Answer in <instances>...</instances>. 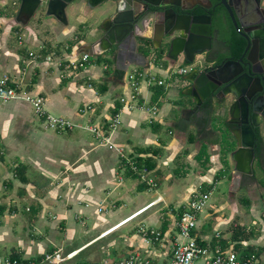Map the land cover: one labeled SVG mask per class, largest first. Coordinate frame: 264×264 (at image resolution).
I'll return each instance as SVG.
<instances>
[{
	"label": "crops",
	"instance_id": "crops-1",
	"mask_svg": "<svg viewBox=\"0 0 264 264\" xmlns=\"http://www.w3.org/2000/svg\"><path fill=\"white\" fill-rule=\"evenodd\" d=\"M1 2L0 72L4 75L0 79L8 77L33 95H42L47 111L71 119L78 126L66 132L47 129L40 116L41 123L33 119L30 103L0 101V241L19 244L18 248L11 246L5 253L0 247V257L18 254L20 260H37L47 253L78 250L72 261L78 264L119 262L136 253L151 264L166 263L171 259L178 237L177 220L185 203L195 192H211L208 189H214L220 180L227 179L228 193L224 194L220 205L208 207L207 213L206 209L201 213L196 237L203 244H213L220 233L224 248L255 255L264 262V157L260 160L256 153L250 165L245 155L234 156L235 148L228 153L229 174L216 179L223 169L221 130L226 132L225 117L217 116L226 113V118H230L232 97L215 96L206 102L222 112L210 118L207 130L214 129V134L199 138L200 130L196 125L185 129L178 125L182 119L189 121L201 112L189 113L197 104V98L190 92V81L174 84L175 81L169 79L168 68L173 61L165 48H157L152 41H146V47L141 43L128 46L126 42L109 38L101 45L87 42L85 34L89 32L94 36L115 7L112 0H76L66 9V23L47 16V24L38 19L44 12L31 17L28 12L20 13L19 8L17 14L10 13L1 7L7 6L8 0ZM218 14L219 21L231 34L228 11L219 9ZM30 52L39 55L38 58L31 57ZM84 54L96 65L84 71L69 68L70 60ZM48 56L53 60L48 61ZM99 56L110 59L113 69L124 71L121 81L117 82L113 74L107 72L108 63H99ZM101 65H104L102 69ZM137 67L165 81L164 85H142L147 101L157 106L156 113L141 107H124L120 102L128 92L126 74ZM103 83L107 85L106 92L98 88ZM87 104L93 110L80 113L79 109ZM118 104L122 107L121 123L111 132V139L127 155H137L144 161L152 158L156 162L151 176L157 180V188H150L124 170L119 151L100 144L86 128L90 122L107 127ZM173 109H180L179 117H171ZM216 121L219 124L215 128ZM258 129L264 139V121L255 128L256 139ZM228 132L230 144L235 145L234 136ZM203 143L208 147V165L213 164L207 172L198 171L194 164L202 165L198 153ZM181 155L186 161L182 159L183 164H178L176 159ZM123 177L124 182L120 181ZM129 179L132 185L123 193L117 192L119 185ZM202 186L207 188L201 190ZM143 191L152 192L150 202L142 201L139 193ZM115 194L120 195L114 198ZM24 202L25 211L21 208ZM92 204H97L98 210H92ZM123 205L139 207L126 214L121 208ZM22 212L27 214L26 237L18 235L20 225H16L14 218ZM3 217L8 219L6 224ZM41 218H48L55 227L45 231ZM137 219L133 227L125 231L124 228ZM28 222H32L30 226ZM80 223L87 232L98 233L73 247L71 237H76ZM142 225L159 230L161 240L147 241L139 232ZM32 229L35 234L30 232ZM239 231L243 235L240 240H234L233 234ZM50 235L52 238L58 235L56 240L50 239L55 243L52 247L39 255H29L35 238L42 240Z\"/></svg>",
	"mask_w": 264,
	"mask_h": 264
},
{
	"label": "water",
	"instance_id": "water-1",
	"mask_svg": "<svg viewBox=\"0 0 264 264\" xmlns=\"http://www.w3.org/2000/svg\"><path fill=\"white\" fill-rule=\"evenodd\" d=\"M76 0H13L19 5V12H28L31 17L39 12L55 16L66 23V9ZM115 7L109 11L93 37L96 44L106 38L127 43L143 37L146 41L165 48L171 61L183 55L191 64L198 62L201 55L204 66L196 67L186 77L197 98L196 107L189 113L200 110L201 106L214 95L224 99L233 98L230 107L229 129L235 139L234 156L245 155L251 165L256 157V131L264 121V7L261 0H221L213 5L198 3L203 13L183 6V0H112ZM223 5L237 29L245 39L244 50L239 59H223L207 56L212 49L213 18L216 7ZM179 8V10L177 9ZM191 11V12H189ZM148 32L141 35L139 32ZM98 36V37H97ZM206 53V54H205ZM172 68V66H169Z\"/></svg>",
	"mask_w": 264,
	"mask_h": 264
},
{
	"label": "built area",
	"instance_id": "built-area-1",
	"mask_svg": "<svg viewBox=\"0 0 264 264\" xmlns=\"http://www.w3.org/2000/svg\"><path fill=\"white\" fill-rule=\"evenodd\" d=\"M30 56L38 58L34 52H30ZM48 61H52L53 57H46ZM61 64V62H59ZM92 63L88 54L82 55L81 58L70 60L69 68L76 71H84L89 68ZM108 66H105L107 69ZM173 68H168V73L172 74ZM176 73V72H175ZM178 74L184 75L188 71L186 67H180ZM128 81V92L123 94L120 102L124 107H141L156 113L158 108L156 105H150L144 96L142 89L143 83L149 85H164V80H159L155 74H150L148 71H142L140 68H134L126 74ZM91 80V79H90ZM22 100L30 103L41 117L47 129L57 132H66L74 130L78 125L73 120L64 116L50 113L45 108V98L42 95H33L25 89L20 83L10 80L8 77L0 79V101ZM123 107V108H124ZM122 108V107H121ZM114 113L106 127L103 123L90 122L86 128L89 130L100 144H106L108 148L119 151L121 165L124 170L135 174L141 183L147 184L150 188H157L158 182L152 177V171L145 163L140 162L137 155H127L121 148H117L111 139V135L121 123V110ZM93 110L90 104L79 109L80 113H86ZM108 128L110 131H108ZM124 177L121 178L124 181ZM211 192H195L192 197L185 203L180 216L177 220L178 237L172 247L171 259L163 264H264L263 261L255 255L245 257L237 249H226L220 242L221 235L217 233L216 241L211 244H203L196 237V230L199 224L201 213L207 208L210 200ZM103 208H100L102 211ZM139 232L147 241H159L162 238V233L159 230L150 229L145 225L140 226ZM78 250L63 253L56 251L47 253L42 258L37 260H18L11 257H0V264H78L72 262ZM97 264V263H91ZM99 264H151L150 260H144L140 255L132 254L126 259L119 262H111L104 260Z\"/></svg>",
	"mask_w": 264,
	"mask_h": 264
},
{
	"label": "rangeland",
	"instance_id": "rangeland-1",
	"mask_svg": "<svg viewBox=\"0 0 264 264\" xmlns=\"http://www.w3.org/2000/svg\"><path fill=\"white\" fill-rule=\"evenodd\" d=\"M13 0H8V2H7V6H1L3 9H5V10H9V12L11 13V12H13V13H15V14H17V11H18V9L20 8V6L19 5H13V2H12ZM0 3H2L1 2V0H0ZM8 12V14H10ZM45 12H46V10L44 11V14L43 15H40V16H38V19L39 20H42L43 21V24H47L48 23V20H47V15L45 16ZM37 19V20H38ZM35 21V19H32V22H34ZM71 21L72 22H75L74 20H72V18H71ZM103 22V21H102ZM36 23V22H35ZM102 25V23L99 25V27ZM45 27V26H44ZM89 32H87V34H85L86 35V37H87V42H95L96 40H97V38H95V37H93V36H91L90 34H88ZM14 34V33H13ZM145 47H146V45H145ZM151 50H152V48H151ZM206 63L204 62V60H203V58H201V60H198V62H196V64H191V63H188L187 61H185V58H184V56L183 55H180L179 56V58H178V60H176V61H173L172 62V74L169 76V79L171 80V81H175L174 82V84H177V83H183V82H186V77H187V75L193 70V69H195L196 67H201V66H204ZM103 66L104 65H101V69L103 68ZM132 67H133V65H132ZM180 67H186V69H187V71H188V73L187 74H184V75H180V74H178L177 73V71L179 70V68ZM133 68H131V70H132ZM176 72V73H175ZM4 75V72L3 71H1L0 72V77L1 76H3ZM2 101V100H1ZM12 101H15V100H10L9 102H12ZM4 102V101H3ZM8 102V101H7ZM168 104V103H167ZM31 114H32V117H33V119L35 120V121H37L38 123H41L40 122V117H39V115L37 114V112L35 111V108L31 105ZM222 112V110L219 108V107H217V109L214 111V114H216V115H218V114H220ZM172 115H171V117H179V114H180V109H173L172 110ZM39 117V118H38ZM217 117H219V119H222L223 117H226V113H225V115L223 114V115H219V116H217ZM220 121V120H219ZM215 124H216V127L218 126V124H219V122L218 121H216L215 122ZM223 125V124H222ZM222 125H221V127H222ZM195 126V125H194ZM196 128H199L198 126H195ZM214 132H215V130L214 129H210V130H208V134H202V133H198V136H199V138H203V137H205V136H209V135H212V134H214ZM221 133L222 134H225L226 132H222V130H221ZM219 135V137H221V135L220 134H218ZM182 159H183V161H186V159L184 158V156L183 155H181L180 157H179V159L177 158L176 160V162L178 163V164H183V162H182ZM185 163H187V162H185ZM194 164H196V168H197V170L198 171H202V172H207L208 170H210L211 168H212V166H213V164L211 163L210 165H207V166H203V165H201L200 163H198V162H196V163H194ZM207 167H208V169H207ZM125 180V179H124ZM120 181H122L121 179H120ZM122 182H124V181H122ZM124 184V183H123ZM119 185V187L117 188V192H119V193H123V192H125L126 191V188L129 186H131L132 185V180H128V181H126V185L124 184V185ZM227 186H228V181H227V179H222V180H220V182L218 183V184H216L215 185V187H214V189H208V190H210L211 192H212V195L210 196V200H209V202H208V206H207V208H206V210H205V212L207 213L209 210H208V207H212L213 205H220L221 203H222V200H223V198H224V194L225 193H228V191H227ZM207 187H201L200 189L201 190H204V189H206ZM139 194H142V201H144V202H150L152 199H153V197H152V192H148V191H143V193H139ZM120 195V194H119ZM118 194H115V196L113 195V197L114 198H116V197H118L119 196ZM236 197V196H235ZM240 198L241 197H239V199L238 200H240ZM112 200H113V198H111ZM138 202H140V200L138 201ZM139 207V205H137V206H135V207H133V206H131V207H124V205L121 207V208H124V211L126 212V214H130L131 212H133V211H135V209H137ZM21 208L25 211V202L24 203H22L21 204ZM93 208L95 209V210H98V206H97V204H92L91 205V209L93 210ZM23 214H21V213H19V214H17L16 216H14V218H15V220L18 222V224H16V225H20L19 226V228H18V235H23L24 237H26L27 235H28V232H25L24 231V224H25V218H27V214L25 213V212H22ZM91 220V219H90ZM2 221H3V224L5 223H7V221H8V219L6 218V217H3V219H2ZM19 221H20V223H19ZM138 221V219L137 220H135V221H133V222H130L124 229H125V231H128L129 229H131V227H133V225L136 223ZM31 223L32 222H28V226H30L31 225ZM34 224V223H33ZM40 224L42 225V226H44V230L46 231H48V229H51V227L53 228V227H55V226H53V224L48 220V218H41L40 219ZM37 225V228L39 229V224H36ZM83 226V227H82ZM89 227H90V224H89ZM45 231H43L42 233H45ZM32 234H35V230L34 229H32L31 231H30ZM98 232H96V231H90V232H87V228L86 227H84V224L83 223H80L79 224V231L77 232V234H76V237L74 238L73 236L71 237V239H72V241H73V243H74V245H73V247H76V246H79V245H81L82 243H84L85 241H87L89 238H91V237H93L94 235H96ZM25 234V235H24ZM75 236V235H74ZM114 236L116 237V238H119V235H115V233H114ZM58 238V235H54V237L52 238L51 237V235L49 236V238H46V237H44L42 240L40 239V238H35V244L33 245L34 247L30 250V254L29 255H31V256H36V255H39V254H41L42 252H44L48 247H52V244H55L54 242H52L50 239H52V240H56ZM70 238H68V242L71 240ZM0 247H2V249H3V252L5 253L6 251H10L11 250V246H16L17 248L19 247V244L18 243H16V242H14V243H6V242H2V241H0ZM45 248V249H44ZM69 250V249H68ZM66 252H68V251H66ZM97 261V260H96ZM95 263V262H94Z\"/></svg>",
	"mask_w": 264,
	"mask_h": 264
},
{
	"label": "trees",
	"instance_id": "trees-1",
	"mask_svg": "<svg viewBox=\"0 0 264 264\" xmlns=\"http://www.w3.org/2000/svg\"><path fill=\"white\" fill-rule=\"evenodd\" d=\"M214 2H218L219 0H213ZM221 8V7H219ZM233 42H234V46L236 48V51L238 54H240V52L242 51L243 47H244V41L241 37H239L238 35H236L235 37H233ZM160 53L163 54V51L160 50ZM160 54V55H161ZM99 63L102 62H106L110 65V69L107 71L108 73H112L115 80L117 82L121 81L124 77V71L120 70V69H113L112 68V62L110 59L108 58H104L102 56L98 57ZM98 88L102 91V92H106L107 91V85H105V83L101 84L98 86ZM159 92L158 90L156 91ZM209 107V108H208ZM121 108V105L118 104L116 109H115V113L119 111V109ZM213 106L211 105V103H204L201 108H200V112L201 115H195L193 116L189 121L186 120H181L179 122V126L182 129H185L187 126L190 125H196L199 127L200 133L202 134H208V126L210 124V118L212 116L213 113ZM225 127V125H224ZM216 128V126H215ZM226 133L222 135V164H223V169L217 174L216 179H221L224 176L229 174L230 171V165H229V160H228V153L234 149V145L230 144L229 142V130L227 128H225ZM194 137V136H192ZM193 140V138H192ZM207 145L205 143L202 144L200 151L198 153V160L202 163L203 166H207L208 163L210 162L209 160V156L207 154ZM256 150H257V157L261 160L264 157V139L261 135V133L259 132V129L257 130V139H256ZM140 162H145L147 167L152 170L155 169L156 167V162L151 158V159H146V161L140 159ZM208 169V167H207ZM131 175H135L133 173H131ZM240 235H243L242 231L239 232H235L233 234V238L234 240H240ZM237 248H239L240 246H236ZM11 257L13 259H19L20 257L18 256V254H12ZM245 257H247V254L245 252Z\"/></svg>",
	"mask_w": 264,
	"mask_h": 264
},
{
	"label": "flooded vegetation",
	"instance_id": "flooded-vegetation-1",
	"mask_svg": "<svg viewBox=\"0 0 264 264\" xmlns=\"http://www.w3.org/2000/svg\"><path fill=\"white\" fill-rule=\"evenodd\" d=\"M210 1L213 2V5H217L220 3L221 0H219L218 2H214L213 0H197V1H189V0H183L182 4L185 7H188L190 9H195L197 13H203L202 10H200V8L196 7L198 6V3H203L205 5L209 4ZM261 5L264 7V0H261ZM221 7V8H219ZM216 12L213 18V32H212V49L207 53V56H214V57H218L219 62L217 63V65H220L223 62V59H239L241 57V54L244 50V47L242 49V51L240 52V54L237 53L236 48L234 46V42H233V37H235L236 35H238L239 37H241L244 41V45H245V39L238 33L237 29L235 28L231 18V25H230V30H231V34H228V31L226 29V26L223 22L219 21V14H218V10L219 9H225V7L223 5H218L216 7ZM179 10V8H177ZM191 12V11H189ZM229 14V13H228ZM141 35H146L148 34V32H144V31H140L139 32ZM134 41L135 40H128L127 41V45L128 46H134ZM151 41V40H150ZM138 44L141 43L143 44L145 42V39L143 37H137V41ZM217 95H214V97ZM213 98V97H212ZM209 108V107H208ZM214 111L212 115H214ZM230 118H224L223 119V124L225 125V128L229 129H234L236 128V126L230 122V120H232V116L231 114H229Z\"/></svg>",
	"mask_w": 264,
	"mask_h": 264
}]
</instances>
